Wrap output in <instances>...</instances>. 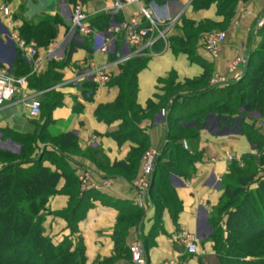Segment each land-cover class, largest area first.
Masks as SVG:
<instances>
[{
  "label": "crops",
  "instance_id": "obj_1",
  "mask_svg": "<svg viewBox=\"0 0 264 264\" xmlns=\"http://www.w3.org/2000/svg\"><path fill=\"white\" fill-rule=\"evenodd\" d=\"M28 1L35 2L11 0L5 3L0 0V7L8 8L10 13L8 18L0 15V24L4 27L0 33V64L9 65L18 76L28 75L30 66L21 56L25 66L15 60L3 33L11 30L18 34L22 21L14 17ZM54 1V12L27 20L35 24L44 17H61V23L55 24L56 36L47 46L38 47L42 64L36 74L38 77L58 76L60 79L43 91L35 90L27 80L25 88L0 106V150L17 152L20 142L32 139L36 148L32 157L41 158L43 151L55 154L53 140L61 143L59 148L64 162L75 178L79 169L86 168L111 181L109 189L87 198L89 206L77 222L75 236L83 243L84 264H133L127 251L114 257L113 232L119 215L134 222L125 232L126 250L132 244L140 243L145 264L168 261L199 264V258L206 263L214 255L213 243L207 240L211 232L208 219L219 205L221 185L228 175L229 165L235 162L243 167L244 157L257 154L255 145L240 134L237 125L224 126L218 118L209 115L212 113L209 107L214 100H223L226 83L238 81L229 72V66L240 59L242 63L238 71L243 75L249 53L264 48V26L255 28L256 19L264 13V0L224 3L222 0H165L155 3L140 0L141 5L151 8L158 29L165 31V37L152 48L132 57L141 62L135 74L133 102L118 109L111 107L120 96V87L115 81L125 64L118 63L119 56L123 54L122 40L118 36L110 53H100L99 48L102 34L107 30L106 24L128 20L139 6L131 4L119 13H108L107 21L100 16L108 12L115 0H77L83 5L87 26L91 30L89 36H83L72 30L69 14L65 13L70 1ZM243 12L249 14L241 18ZM186 22L191 24L185 25ZM213 31L226 34V41L216 59L203 49L204 35ZM52 47L55 51L48 59L47 50ZM91 63L107 69L111 78L107 85L96 87L86 81L73 82L82 68ZM214 77L223 78L225 83L217 86L218 91L209 93ZM35 98L41 104V114L34 119L29 116L24 102ZM52 101L57 104L50 106ZM161 110L171 112L173 120H180L178 125L182 128L176 127L174 122L172 133L174 136L176 132L182 135V143L187 145V149H183L195 158L190 177L176 176V173L170 176L173 193L181 205L177 218L167 208L158 212L150 202V192L147 197L140 198L133 186L140 174L142 152L161 148L166 143V118L161 117ZM252 118H256V127L264 135V118L258 114H252ZM6 144L10 148L7 149ZM55 155L60 156L58 153ZM228 155L234 161L228 162ZM42 165L61 174L48 158ZM2 167L0 163V169ZM258 169L261 171L259 176H264V166ZM215 179L220 180L218 187L213 186ZM66 180L62 174L56 186L58 193L48 200V214L43 223L45 236L50 237L54 244H59L71 232L67 221L57 216L75 203L70 194L63 192ZM77 182L75 179L74 189ZM137 210L141 211V216L135 220L133 214ZM183 233L199 238L196 253L189 257L180 244Z\"/></svg>",
  "mask_w": 264,
  "mask_h": 264
},
{
  "label": "trees",
  "instance_id": "obj_2",
  "mask_svg": "<svg viewBox=\"0 0 264 264\" xmlns=\"http://www.w3.org/2000/svg\"><path fill=\"white\" fill-rule=\"evenodd\" d=\"M3 1L9 3L11 0ZM222 1L224 3L231 0ZM25 12L26 8L22 6L18 15L13 16L22 21L18 36L27 42H36L38 47L47 46L56 36L55 24L61 23V17H44L34 24L32 20L24 18ZM100 17L108 21L109 15L104 13ZM108 27L107 23L106 28ZM3 28L0 24V33ZM7 45L14 52L15 60L25 66L14 45L9 41ZM140 67L138 58H132L122 65V74L115 81L120 87V96L111 109L121 108L124 104L129 106L133 102L135 74ZM59 79L58 76L51 75L28 77L30 84L38 91L54 86ZM218 90L219 87L215 86L208 92ZM223 94L221 102L216 99L210 105L212 113L209 115L218 118V122H222L224 126L237 125L240 134H244L249 142L255 145L257 154L244 157L243 167H239L235 162L230 163L228 175L221 185L222 196L219 205L208 219L211 232L207 240L213 243L214 255L206 263H203L201 258L198 262L264 264V177L259 176L261 171L258 169L264 166V135L260 134L256 127V118H252V114L256 113L264 118V48L249 53L246 72L238 81L226 83ZM56 104L54 101L50 102V106ZM172 115L166 111V143L159 148L160 155L155 162L149 199L158 212L167 208L174 218H177L181 205L173 193L170 176L176 173V176L190 177L193 174L195 158L183 149L182 135L177 132L176 136L173 135L174 122L176 127H182L178 125L180 120H173ZM31 140L20 142L21 144L17 142L20 144L17 152L0 150V163L3 164L0 169V264H84L83 243L75 233L77 222L89 206L87 198L97 192L90 191L77 197L78 182L76 188H73L77 178L64 162L59 148L60 142L55 143L52 140L56 148L54 153L60 156L43 151L41 158H34L32 155L36 150L33 147L35 141ZM71 143L73 144L72 141ZM45 158L60 169L61 174L45 168L42 165ZM62 174L67 179L63 192L70 194L75 203L57 214L67 221L71 232L59 244H54L50 237L45 236L43 223L48 214V200L58 193L56 186ZM140 216V210L133 214L135 220ZM133 223L125 216L119 215L113 232L114 257L126 254V251L130 253L129 249L125 248L124 238L125 232ZM192 255L194 254H187V257Z\"/></svg>",
  "mask_w": 264,
  "mask_h": 264
},
{
  "label": "built area",
  "instance_id": "obj_3",
  "mask_svg": "<svg viewBox=\"0 0 264 264\" xmlns=\"http://www.w3.org/2000/svg\"><path fill=\"white\" fill-rule=\"evenodd\" d=\"M160 0H150L151 3L158 2ZM140 0H115L112 3L111 8L106 11L109 14L119 13L124 7L131 4H137L139 9L134 12L128 20L122 22L110 23L107 30L102 34V44L99 48V52L103 54L110 53L114 50L116 40L118 36L122 40L123 54L119 56L118 63L126 62L132 57L140 54L143 50H148L158 40H164L165 31H159L158 22L154 19L153 11L149 6L140 4ZM249 13L243 12L241 18L247 16ZM0 15L8 18L10 13L6 7H0ZM70 24L73 31L83 36H89L91 30L87 26V15L84 11L82 3H76L70 10ZM237 24V23H236ZM9 26V25H8ZM264 26V13L256 19L255 28L260 29ZM154 33H156L154 35ZM7 41L11 42L14 47L19 51L20 56L30 66V72L26 76H16L12 72L9 65L0 64V106L5 102L13 99L20 89H23L27 85L28 77L36 75L40 71L42 59L38 56V46L34 41H25L20 38L18 34L7 30L3 33ZM226 41V34L223 32H209L203 37V49L212 58H218L222 46ZM55 48H49L47 50V58L50 59L53 56ZM242 61L236 60L229 66V72L233 74L235 80L241 79V72L238 71V66ZM110 74L106 68L97 67L94 64L84 66L79 72L74 83H80V81H86L96 87L105 86L110 82ZM225 83V80L220 77H214L211 80L213 87L219 86ZM24 106L31 118H38L40 116V102L35 99H28L24 102ZM160 115L165 117L166 111L161 110ZM10 148L9 144L5 145ZM184 149H187V145L183 143ZM160 155L159 148H150L144 152L141 158L140 174L133 182V186L140 198L147 197L150 189V178L154 172V166L157 158ZM228 162L234 161L231 155L226 157ZM77 181L79 194L82 195L90 191H103L111 187V181L109 179L100 178L91 170L81 168L77 172ZM220 180L215 179L213 182L214 187H218ZM199 238L197 236H191L183 233L180 237V244L184 247L187 254H195L197 251V244ZM131 254V261L133 264H145L144 251L140 243H134L129 247ZM164 264H176L174 261H168Z\"/></svg>",
  "mask_w": 264,
  "mask_h": 264
},
{
  "label": "water",
  "instance_id": "obj_4",
  "mask_svg": "<svg viewBox=\"0 0 264 264\" xmlns=\"http://www.w3.org/2000/svg\"><path fill=\"white\" fill-rule=\"evenodd\" d=\"M35 2L28 1L25 8L26 12L24 13L25 19H31L32 17L39 16L43 13H52L55 11L56 2L54 0H34ZM249 59L245 61V71L248 67ZM154 174L150 178V189L152 187ZM149 189V192H150ZM148 192V193H149Z\"/></svg>",
  "mask_w": 264,
  "mask_h": 264
},
{
  "label": "rangeland",
  "instance_id": "obj_5",
  "mask_svg": "<svg viewBox=\"0 0 264 264\" xmlns=\"http://www.w3.org/2000/svg\"><path fill=\"white\" fill-rule=\"evenodd\" d=\"M77 0H74V1H70V6L68 7V12H67V10H65V13H66V15H68L69 14V16H70V10H71V8H72V6L73 5H75L76 3H81V1H77ZM24 7V6H23ZM19 13V12H18ZM18 15V14H17ZM10 16V15H9ZM257 114V113H256ZM264 177V176H263ZM204 233H206V231L204 230Z\"/></svg>",
  "mask_w": 264,
  "mask_h": 264
}]
</instances>
